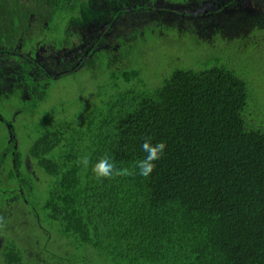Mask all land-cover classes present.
Instances as JSON below:
<instances>
[{
	"label": "trees",
	"instance_id": "16d2710c",
	"mask_svg": "<svg viewBox=\"0 0 264 264\" xmlns=\"http://www.w3.org/2000/svg\"><path fill=\"white\" fill-rule=\"evenodd\" d=\"M80 2L0 0V46L6 52L18 45L20 55L35 58V23L50 29L64 15L65 28L79 19L72 10ZM28 41L31 53L22 50ZM229 53L215 49L192 65L169 62L148 83L140 77L144 67L120 70L115 57L98 52L109 82L96 96L105 101L88 103L72 122L60 118L65 110L39 119L27 147L46 188L41 218V193L29 182L34 224L41 233L39 220L46 221L65 243L28 254L31 232L21 240L14 233L0 264H55L68 255L85 264H264V71L254 72L253 82L237 60L225 59ZM35 111V103L23 110ZM145 136L166 144L147 178L98 179L78 163L89 155L93 164L108 156L117 166L133 165L145 155Z\"/></svg>",
	"mask_w": 264,
	"mask_h": 264
},
{
	"label": "flooded vegetation",
	"instance_id": "af4514ba",
	"mask_svg": "<svg viewBox=\"0 0 264 264\" xmlns=\"http://www.w3.org/2000/svg\"><path fill=\"white\" fill-rule=\"evenodd\" d=\"M243 2L248 1L117 0L110 7L105 8L107 14L100 15L105 20L94 31H89V28L83 26L80 29L76 23L80 22L83 17L85 18L82 20H95L94 9L88 4L87 9L82 11L81 18L78 16L79 19L75 20L72 30L69 28L71 23L65 28L61 27V34L64 39L61 38L60 42H57V40L49 41L46 38L49 31L51 33L55 30L53 24L50 29H46L47 22H43L42 27L39 23H35V27H32V35L35 38V45L32 50L35 52V58L30 57L28 53L20 55L17 52L18 45H10L6 52L3 51V45L0 46V217H3L5 222L4 227L0 228V255L3 256L4 245L11 242L10 235H14L13 225L16 222L12 219V215H18L20 225L26 224L25 221L26 218H30L29 215H34V208L31 207L32 205L28 201V187L31 185L29 182L35 180L38 186L42 184L39 182L41 172L37 164L28 156L27 149L22 151V148H19L20 137L18 134L20 130L18 126L23 122H18V118L23 117L25 106L28 107L30 103L32 105L35 103V113H29L30 111L27 113H29L30 118L36 119L38 117V120L40 118L39 122L42 123L45 114L49 111H44L39 117L38 109L43 102L42 98L48 95L51 83L66 76H73L82 68L95 71V68L101 65L97 60L98 52L110 53L109 55H112L115 57V61H118L115 67L119 68L124 65L122 63L123 58L126 56L125 53L131 50V46L134 45L126 43V41L134 38V43H140V41L145 43L147 38L151 37L155 28L164 26L163 24L176 27L179 31L183 22H193L197 25L195 21H198V29L201 30L199 25L202 26L203 24L205 26L215 19L213 18L214 15L219 17L224 14V19L228 21L226 10H231L229 12L236 14V8L240 6L241 8L238 11L244 7V9L251 8L254 12L255 0L244 4ZM203 3H206V5H202ZM118 9L121 12L112 15V12ZM106 15H108V18H106ZM60 16L64 17V15ZM60 16L58 20L61 21ZM153 16H157L159 20H153ZM250 18L249 15L248 19ZM248 22L250 23V20ZM239 24L242 25L240 22ZM59 29L56 28V31L58 32ZM226 31L227 27H218L214 31L210 45L202 40L204 38H201V36H204V34L196 31L201 34V36L199 35L201 41H196V43L203 42L206 48H200L205 50L240 49V44L246 43L247 48L250 44H254L255 35L246 39V42H242L245 39L243 38V31L237 28L236 25L231 30L232 36L230 38L225 35ZM144 33L145 35L142 36ZM168 35L169 33L165 36ZM69 39L73 42L71 44L73 52L67 54L68 58H64V54L57 53L52 48V52L49 51L50 48H45L47 43L53 48L60 44L59 49H63L65 42ZM113 40L115 43L119 42V45L114 49L116 53L110 49L109 45ZM170 40L175 45L174 41ZM179 40L181 41V39ZM255 43H259V41H255ZM55 54L57 55L54 56ZM123 55L124 57H122ZM30 122L34 125L37 121L33 123L30 120ZM9 144L10 146H8ZM19 150L21 153L18 157L16 152H19ZM31 224L32 220L29 221V225ZM35 242L37 243V241ZM30 244L31 242L26 246L28 254H39L51 250L47 249L44 244H35V247L30 246ZM44 256L46 255L44 254ZM1 260L2 258L0 263Z\"/></svg>",
	"mask_w": 264,
	"mask_h": 264
},
{
	"label": "rangeland",
	"instance_id": "374dc122",
	"mask_svg": "<svg viewBox=\"0 0 264 264\" xmlns=\"http://www.w3.org/2000/svg\"><path fill=\"white\" fill-rule=\"evenodd\" d=\"M80 1H81L80 3H77L78 8H74L72 10V16L81 17L82 11H85V9H87L88 1L87 0L86 1L80 0ZM90 1H91L90 6L92 7V9H94L93 13L96 16L95 20H89V21L82 20L85 18L83 17L81 18L80 22H76V23L80 27V29L85 27V28H89L88 29L89 31H94L105 20L103 16L102 17L100 16L102 14H107L105 8L110 7L112 3L116 2L117 0H90ZM247 1L248 2H243V4L249 3L250 1H254V0H247ZM255 1L256 2L254 3V12L251 10V8L244 9V7L240 11H238L239 8H241V6L239 8H236L237 9L236 14H232L231 12H229L231 10L227 9L226 11L228 13L227 15L228 21L224 19V14H221V16L219 17L218 16L215 17L216 15H214L213 16V18H215L214 20L208 22L205 26L203 24L202 26L199 25L201 30L198 29V21H195L197 25H195L193 22H187V21L183 22L181 27L179 28L180 32L177 30L176 27H170L163 24L165 27L157 26V28H155V30L153 31L151 37L147 38V41L145 43L141 41L140 43H134L135 41L134 38L129 41H126V43L134 44L133 49L130 50V56L128 57L131 61H127L128 65L126 63L124 65H121L122 68L120 70L130 69L132 66H136L139 68L144 67V73L142 72V69L140 72L141 79H145L148 83L152 82L153 79L155 81L157 80L158 77L157 75L160 74L162 67H164L163 69H165L166 66L169 64V62L172 63V61H177L179 63L182 60H186L188 64L192 65L194 63L195 58L198 57V55L200 58L197 59H204L207 55L211 53L212 50H205L202 48H206L204 47V43H209L210 45V43L213 40L214 31L217 30L218 27H222V26L227 27V31L225 35L228 38H230L232 36L231 30L233 26L236 25L237 28L243 31L244 34L243 38H245L242 41L243 43L246 42V39H248L249 37L250 38L251 36L254 37V35H255L254 37L255 41H259V43H255L254 41V44H250L248 48L246 43L240 44V49L226 48V52L230 50L231 53H229L228 56H225V59L234 58V60H237L239 66H241L239 69L242 70L244 67V70L252 75L253 78H251V80H253L254 82V80H256V77L254 76V72L255 74H257L261 70H262L261 72L264 71V59L262 58L257 59L259 56L264 55V44H263L264 0H255ZM202 5H206V3H203ZM67 6L68 8H70L69 4ZM100 10L102 11V13ZM249 15L251 17L250 19H248ZM57 17L58 16H56V18L52 21L55 30L51 33H49L50 32L49 31L48 34H46V38L49 41L57 40V42H60L62 38L61 27L63 26V22L58 20ZM106 18H108V15H106ZM152 19L159 20L157 16H153ZM248 20H250V23L248 22ZM239 22L242 23V25H240ZM74 23H71V25L69 26L71 30H72V26H74L73 25ZM56 28H60L58 32L56 31ZM196 31L202 32L204 36H201V34ZM167 33H169V35L165 36ZM143 35H145V33L142 34V36ZM199 35L201 36V38H204L202 39L204 43L203 42L198 44L196 43V41H201ZM32 37L34 36L32 35ZM70 38L72 39L71 36ZM63 39L64 38H62V40ZM170 39L174 41L175 45L171 43ZM179 39H181V41ZM69 41L67 40L65 42L64 47H62L63 49H59L60 44H57L56 48H53L47 45V43L45 44V48L46 47L50 48L49 49L50 52H52V49H54L57 53L60 52L61 54H64L63 55L64 58H68L67 54H71L73 52L71 47V44H73V42L72 41L69 42ZM116 43L113 40L112 43L109 44L111 50L114 51V49H116V47L119 45L118 41ZM21 46H22V50L30 53L32 52L30 51L31 46L29 45V41ZM56 55L57 54H55L54 56ZM245 71L242 70L241 72L245 73ZM107 81L109 82V80L106 78L105 75H101V71L99 70V68H97L96 72L94 73H92L89 69L82 68L81 70L77 71L73 76L72 75L66 76L64 78L55 80L54 82L51 83L49 87L48 95L45 98H42L43 102L41 104V107L38 109V113H39L38 116L40 117L41 114L44 113V111L48 110L49 112L47 115L44 116V120H46V117L47 120H50L52 118L57 119L56 116L57 111L65 110L64 115L66 116L60 118H63L68 122H72L73 120L77 119L80 114H82L83 117L86 114L85 112L87 111L86 107L89 106L88 103H92L93 106L95 101H97L98 99H99L98 105L100 104V101L102 100L105 101L102 95L103 93H100L98 97L96 95L98 91H101L103 87H106L105 84L108 83ZM149 85L151 86V84ZM99 88H101V90H99ZM42 108H44V110H42ZM258 110L261 111L259 113V116H261V114H264V108L259 107ZM30 120L34 123L38 121V117H36V119H33V117L30 118L28 114L24 113L22 118L21 117L18 118V122H23V124H19L18 126V129L20 130L18 134V136L20 137L19 148L20 149L22 148V151L23 150L26 151L30 143L29 140H32V138L34 137L35 127L34 125H32ZM39 178L43 179L42 176H40ZM44 189L46 190L44 185H39L35 189L36 191H38V193H41L39 197H36L39 198L36 207H37L38 215L41 218L43 217V211L41 209V205L45 195ZM29 216L30 218H26L25 221L26 224H23L22 227H20L18 224L21 222L19 221L18 215H12V219H14V221L16 222L13 225L15 236L19 240L22 239L24 234L28 237L32 236V239H30L29 242H31L30 246L33 247H35V244L37 245L44 244V246H46L47 249L60 250L61 246L58 242L65 243V241L61 240L59 236L58 237L54 236L56 235V233L54 232V230H52V227L45 225L46 221L45 223H43L41 218L39 221L44 225L43 227L46 230L41 229V233H40V228L37 226L38 223L34 224L36 218L35 214ZM30 220H32L31 225H29ZM27 231H29L28 234ZM47 231L49 234L45 233ZM30 232H31V236H30ZM15 236L10 235V238H15ZM35 241H37V243ZM7 244H5L4 246H6ZM70 247L71 246H68L67 249L63 250V252L65 250H70ZM1 258L2 255H0V259ZM75 258L76 255H68V258L65 259L66 262L62 260V262H57L55 264H85L80 261L75 262ZM63 261L65 263H63ZM50 263L54 264L52 260L50 261ZM91 264L93 263L91 262Z\"/></svg>",
	"mask_w": 264,
	"mask_h": 264
},
{
	"label": "clouds",
	"instance_id": "9594fccd",
	"mask_svg": "<svg viewBox=\"0 0 264 264\" xmlns=\"http://www.w3.org/2000/svg\"><path fill=\"white\" fill-rule=\"evenodd\" d=\"M143 158L137 159L133 165L117 166L108 156L100 157L94 164L91 162L89 155H84L79 158L78 163L87 170L91 166L92 173L98 179H116L118 177H128L134 175H141L145 178L156 167L155 161L159 160L164 154L166 144L163 141L153 143L151 136H145L141 145ZM4 218L0 217V228L4 227Z\"/></svg>",
	"mask_w": 264,
	"mask_h": 264
}]
</instances>
